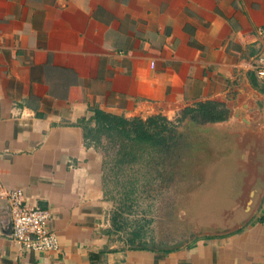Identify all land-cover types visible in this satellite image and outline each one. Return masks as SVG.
Masks as SVG:
<instances>
[{"label": "crops", "instance_id": "0c3cea01", "mask_svg": "<svg viewBox=\"0 0 264 264\" xmlns=\"http://www.w3.org/2000/svg\"><path fill=\"white\" fill-rule=\"evenodd\" d=\"M263 26L264 0H0V264H264V190L240 229L184 247L110 233L103 161L78 125L95 108L173 120L200 102L247 106L261 166L264 84L252 64ZM15 190L49 211L57 251L10 237L4 194Z\"/></svg>", "mask_w": 264, "mask_h": 264}, {"label": "trees", "instance_id": "16d2710c", "mask_svg": "<svg viewBox=\"0 0 264 264\" xmlns=\"http://www.w3.org/2000/svg\"><path fill=\"white\" fill-rule=\"evenodd\" d=\"M228 113L224 104L206 101L182 109L173 120L161 114L127 118L98 108L93 110L90 120H79V134L84 141L96 150L113 152L109 178L119 206L110 216V233L123 231L126 228L124 213H130L134 205L157 191L159 182L165 177L167 161L182 139L177 127L186 119L199 124L222 122ZM128 235L127 243L131 247L152 244L143 241L140 229Z\"/></svg>", "mask_w": 264, "mask_h": 264}, {"label": "water", "instance_id": "95a60500", "mask_svg": "<svg viewBox=\"0 0 264 264\" xmlns=\"http://www.w3.org/2000/svg\"><path fill=\"white\" fill-rule=\"evenodd\" d=\"M229 109L226 120L204 123L197 128L198 134H207L203 136V141L207 142L205 145H208L207 150L199 156V163H202L199 164L201 171L198 173L201 174L203 183L191 190L187 202L191 216V221L187 220L190 236L176 247H184L195 238L238 230L256 214L259 207L264 190V178L263 182H259V175L263 174L264 177V156L262 165L259 166V148L247 143L255 140L256 133H251V126L258 123L259 113L243 114L242 110L245 111L247 106L237 110ZM188 142L192 143L189 140ZM188 146L194 153L192 149L195 146ZM211 193L215 194L214 210L210 208V213L207 212L208 209L197 208L198 203L207 199ZM205 204L203 203L207 207ZM5 208L9 217L10 235L12 230L9 205L6 204Z\"/></svg>", "mask_w": 264, "mask_h": 264}, {"label": "rangeland", "instance_id": "374dc122", "mask_svg": "<svg viewBox=\"0 0 264 264\" xmlns=\"http://www.w3.org/2000/svg\"><path fill=\"white\" fill-rule=\"evenodd\" d=\"M196 120L186 119L177 130L182 135L178 148L172 153L167 161L165 177L159 182L156 192H151L139 204L131 208L130 213H124L126 228L118 233L121 240L127 241L129 232L140 229L144 240L149 241L156 247H175L182 244L190 236V229L187 220L191 221L188 213L189 195L191 190L203 183L200 179L199 156L207 150L203 141L204 133H197V128L202 127ZM213 137V133L211 134ZM194 149H188L190 144ZM215 140V139H214ZM196 142V143H195ZM188 149V150H187ZM103 161V188L106 201L109 202L110 216L119 206V199L114 194L113 184L109 178V162L113 152L98 150ZM200 170V171H199ZM208 196V195H207ZM204 199L197 208L214 210V197ZM206 201V202H204ZM224 201V198L222 199ZM206 203L207 207L203 205ZM211 208V210H210ZM198 210V209H197Z\"/></svg>", "mask_w": 264, "mask_h": 264}, {"label": "built area", "instance_id": "2783aa9c", "mask_svg": "<svg viewBox=\"0 0 264 264\" xmlns=\"http://www.w3.org/2000/svg\"><path fill=\"white\" fill-rule=\"evenodd\" d=\"M261 52L252 64L253 72L264 84V26L258 30ZM154 64L151 63V68ZM10 209V237L23 249L37 253L58 250L56 235L48 227L50 213L45 209L28 208L23 205L24 195L20 190L4 194Z\"/></svg>", "mask_w": 264, "mask_h": 264}]
</instances>
